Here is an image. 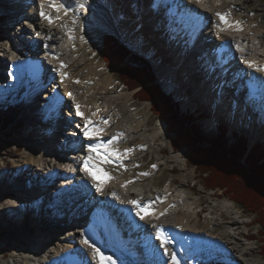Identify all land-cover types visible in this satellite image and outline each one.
Masks as SVG:
<instances>
[{
  "label": "bare ground",
  "instance_id": "bare-ground-1",
  "mask_svg": "<svg viewBox=\"0 0 264 264\" xmlns=\"http://www.w3.org/2000/svg\"><path fill=\"white\" fill-rule=\"evenodd\" d=\"M14 1L19 2L21 0H10L11 3ZM98 1L99 5L95 11L89 9L90 7L87 5L86 0H30L29 7H31V10L26 8V5L21 9L18 5L19 3L16 4L17 6L14 5L12 9V11L21 10V12L31 15L30 21L23 22V31L20 30L15 33V38L22 37L24 42L23 45L16 46L22 51L24 46L30 45V42L32 41L34 46L41 51L39 58L41 57L43 59L47 67L46 70L50 73L48 82L52 85V94L48 93V88L44 85V70L42 69V66L36 65L39 62L32 59V56L34 55L33 53L29 54V58H26V61L28 62H20L17 58H11V56L8 57L7 55H3V53L0 54V57L4 60H6L4 57L11 59V68L13 70L12 81H5V79L4 83L0 84V90L3 92L0 100L5 102L8 99H12L14 94L11 92L17 91V88L21 84H24L26 79H32L35 88H27V96H22V98L30 99V101H32V97L35 93L37 97L35 101H38L42 96V98L45 99V114H43L44 117L42 120H49L52 118L53 122L54 120L57 122L56 127H58L62 121L61 117L58 115V108L62 105V102L58 98V91L62 89L66 95L71 98L69 104L70 109L67 110L75 125L73 128L75 129V133L72 134L78 137L75 141L72 138L70 141L67 139L68 137H63V144H58L56 141L53 142L55 137L58 136L56 132L57 128H55V132L49 130V135L46 138L50 142V152L57 154V149L59 148L61 150H71L77 147L78 150L77 148L75 150L80 152V155L75 157L74 155L67 153V164H62V162H60L61 168L57 167L54 160H47V165L45 164L47 175L45 178L40 176V173L44 174L43 169H45V166L44 168L40 165L35 166L33 163L34 157L32 155L29 159L16 167L17 171L12 174V181L9 182L7 180V183H5L7 185L12 183L17 189L23 184L21 179L22 175H25V172H27L29 175L28 190L31 192V195L34 196V185H36L39 180L43 181L41 187L39 186L36 191L40 197H44L45 200L40 201V198L36 200L32 198L29 200L31 203L25 201L23 205H31L29 208L25 207V209H29H26L27 214L30 213L31 215L33 213L35 216L42 217L43 223L40 220L38 225L43 226V228L47 227L49 222L61 223L63 220H59V218L64 214L62 210V202H66L69 206L72 205L74 215L78 217L79 212L75 210V202L71 198L76 199L78 193L83 189L82 187L76 186V183H72L74 181L71 180L72 182H69L68 177H64V173H74V168L75 172L81 176L80 179L85 183L86 188H88L89 184L88 176L91 175L92 178L99 182L98 186L102 189L98 192V186L96 185L97 194H95V196L93 195L94 200H92V198L89 199L88 204L90 207L96 209V214L92 216L89 228H76L78 234L75 231H72L75 233L71 232V234L76 236V244L70 246L64 245L62 241L58 240L57 252L59 257L54 258L45 253L46 260L43 262L39 261V264H88V260L90 261V259L96 260V262L92 261L94 264H99L98 259L93 255L92 249L83 242L84 239L88 238L89 243L93 244L94 247L99 248L102 254L107 257V255L110 254H107L105 251L106 248L103 243L112 236L116 238L123 237L121 234L128 235L129 240L122 245L124 251L130 253L131 258H128L125 253L118 254L114 256V258H111L113 264H172L173 255L175 256L177 264H190L189 260L192 255L206 256L209 249L218 251L220 257L234 260L237 264H247L242 258L243 252L247 250L248 255L251 253L250 250H252L254 255L256 252L255 250L253 251L252 248H249L251 246L250 242L245 243V241H241L240 238L251 241L252 236L250 234L243 236V229L246 227L247 222L240 218L242 212L236 209L231 201H219L216 205L210 206V213L205 216L208 220L206 228H200L199 223L193 225V221L195 215L197 218H200L201 213L203 214L204 212L205 214L207 210L205 211L202 209L199 211V201L197 200V202H195L196 199L190 194L184 193V195L174 196L171 190V185L166 189L156 191L150 190L139 194L132 193L130 195L128 192V195L131 198L138 199L135 201L138 202L141 208L146 209V211L141 212V215L145 217L143 220L140 219V216L137 215L136 212H133V206L127 203L129 201L122 204L123 208L119 206L118 210H121V212L118 219L115 217L118 211H114L110 205L108 206L106 203H101L96 207L94 201L99 199L98 197L102 198V200L104 199V201L106 200L107 203H111L113 206L114 201H116L113 196L114 191L123 194V192L119 191L121 186L122 189L125 190L124 192H127L131 186H133L134 180L129 178L127 181H121L118 190L115 189V187H112V182H110L112 177L106 175L108 173V167L101 165L100 162H104L108 159L112 161H120L123 159L122 155L133 148L143 150L149 149V138L142 139V132L144 129H147L148 122L140 121L139 118V112L146 110L147 108L142 107V110L139 112L137 110L132 115H129L128 111L129 108L132 109L130 105L128 106V110H125V107L117 110L115 103L119 100L129 103L132 99V95L118 97L108 95L112 92L111 89H113L112 84L114 76L109 74L105 75L106 73L104 74L103 68H106L101 64L92 70L86 62L90 57V53L82 55V51H89L91 47H96V43L100 39L97 32L99 31V28L102 27L109 32L118 34L121 40L128 44L131 49L149 56L150 53L148 52H159L156 49L154 50V44L150 43L151 41L156 42L158 38L152 36L148 38L149 40L144 38V35L140 33V27L144 26L143 31H146V33L152 32L153 34L158 28L156 24L162 22L161 26L164 25V31H161L160 34L164 41L165 39L163 37H166L169 49L171 47L168 56H173L170 57L169 61H174L173 58L178 56L179 51L174 48L175 44L181 43L182 46L185 47L181 52V56L177 59V66H179L180 69L179 72L180 74H183V84L179 85L176 92L172 93H185L184 96H186V93L187 95L190 93L195 97L198 92H201L202 90L207 91L208 94H206V96H210V102L214 101V106L210 111L211 113L217 115V112L221 111V118L224 117L226 121H230L234 128H242L243 130L255 133V135H264V71L256 70L257 67L264 69V43H261V39L258 40L257 36L255 37L252 35L254 32H257L253 29V26L254 28L260 27L264 29V6L262 5L261 0H237L236 3L231 2L230 5L224 3L223 0H215L217 4L223 3L222 6H220L223 9L220 8V11L215 10V13H230V15L227 16V20L232 27L221 25V27L226 28V31L224 32H221L220 28L217 27V25L220 24L219 18L216 17L217 19L214 20L211 12L206 8L207 0H202L199 4H197L195 0H163L160 10L159 5L155 6L157 11L155 14L143 11L142 9L139 11H133V8L131 9L132 4L130 5L128 0ZM133 1L137 3L138 0ZM60 5H62V7H59ZM81 5H83V7H81ZM130 9L132 10L131 12ZM166 9L168 10V14L165 18L167 19L166 23H168L167 28L165 25L166 23L160 18L162 10L164 11ZM233 9H239L242 13L252 16L253 22L245 26L244 23L247 21L246 16L244 17L240 14L238 15L234 13L232 11ZM41 11L51 17L52 23H49L47 19L40 15ZM189 16L192 18L190 19ZM0 19H2L1 16ZM9 19L11 22L14 20V18L11 17H9ZM87 19L89 20L88 22ZM19 20L20 19L18 18L17 21ZM92 20L99 27L94 26ZM237 22H240L239 28L241 30H237L236 27H234ZM78 23L88 27L91 31L83 33L84 29L80 28L81 30L79 32V29H77ZM25 25H27L28 29L26 32L29 34L27 39L25 33H22L24 32V29H26ZM5 26V29H12L10 27L11 24ZM32 26L36 27L33 29L34 35H32ZM206 26H208L207 30L211 34L207 48L212 51L215 50L216 57L222 55L223 60L227 62L226 65L222 66L221 70L215 72L213 80L212 78L209 79V81H212L210 85L208 84L209 90H207L208 87L205 88L204 81L210 74H212L213 62L218 61V59H214L210 54L206 56L203 51L199 50L200 43L205 40L204 37L202 38L203 34L199 36L200 30ZM215 26L216 29H218L217 31L214 29ZM172 43L174 46L171 45ZM159 48L161 49L160 46ZM260 48L261 50H259ZM9 51L12 52L13 50ZM187 52L188 55L185 57ZM80 54L82 56L80 59H77L76 57ZM92 58L93 61L97 60L96 55H93ZM183 58L184 61L182 60ZM248 63L253 64L254 67H248ZM3 64L4 62L0 60V66ZM167 66L169 68L168 71L164 70V65L160 66L162 74L160 77L166 80L164 81V86L168 92L170 90V85H168L167 80L173 79L171 71L176 69H173L172 67L174 66L171 64H167ZM162 70H164V72H162ZM224 70H229L233 77L230 78L229 76H224V79L220 80L218 72H223ZM2 71L5 72L6 70ZM82 72H88L89 76L95 75L97 81H102L99 84L100 86L96 83H94L93 86L82 84L81 86H78L77 90V87L73 86L72 81L79 82L82 79V77H80V73ZM173 80L171 81V89ZM87 81L89 80H83L84 83H87ZM233 81L237 82L235 87L237 89L234 90L236 91V95L240 96L239 98L232 96V94L230 96L226 94L232 91L231 84ZM6 83L9 84L6 85ZM95 85L96 87H94ZM241 85L245 87L241 88ZM6 87L8 90H5ZM162 88L164 90L163 85ZM39 89L43 90V95H39ZM240 89L244 90L246 95L244 99H242L244 93L239 91ZM76 90L85 93L79 97L78 95L74 96L75 93L73 92ZM182 91L184 93H182ZM69 93H71V95H69ZM90 93H95L97 96L104 95L107 98L110 97V99L107 105H101L100 100L102 98L96 97V99L93 98V100L87 98V94ZM187 101H189L188 98ZM77 105H79V110L82 115L76 114ZM216 115L212 118L213 120L209 121L210 124H214L215 122L218 123ZM122 116H124V118L126 117L125 120L122 119L120 123H117ZM116 119L118 120L116 121ZM86 124L88 125L90 135L93 136V139L91 140L84 136V128ZM41 125L42 123L39 126L41 127ZM49 129H53L52 125H49ZM96 129H100V131L96 132ZM152 130L154 131V135H152L150 139L154 143L156 139L159 138L157 133L159 131V126ZM128 136L134 137L132 139H127ZM75 143H77V146H75ZM92 145H101L102 147L90 153L88 148ZM124 145L127 146V149H123ZM106 153H110V157H106ZM158 153L163 155L165 150H159ZM86 162L88 164L87 171H85ZM114 169L121 171L123 168L119 166ZM49 174L51 176H48ZM5 177H8L7 174L4 175V178ZM59 178L62 185H66L67 189H62V186H60L61 190L56 188L54 181ZM106 184L110 186L107 193L105 192ZM90 187L91 186H89V188ZM190 188L191 187H187L188 192L192 191ZM48 189L50 191H48ZM20 191H17V193ZM13 192H15L16 195V191L13 190ZM65 194H70V197L65 196V200H63L62 198ZM173 196L175 199L171 200V197ZM33 201H35V203H32ZM23 205L18 209H15L14 206H11L10 208H14L15 212H17L20 217V214H22L20 211L24 208ZM161 206L162 208L157 212L158 208ZM130 207L131 210H129ZM104 208L106 209L105 211ZM138 209L140 211V208ZM8 210L9 209H7V212H10V214L14 212ZM26 210L24 211L26 212ZM102 212L111 214L108 224H105L107 216H104ZM60 213L62 214L60 215ZM57 214L60 217H57ZM97 216L101 217V221H96ZM112 217L115 218L112 219ZM35 221H39L38 217H32L28 221H25V223L27 222V227L24 224L23 229L28 228L29 224L34 223ZM22 224V221L21 223H18L20 226H22ZM104 227H107L108 235L107 233H104ZM218 229L223 230L216 233ZM7 230L10 231L9 234H18L19 231L18 228L15 231L14 229L12 230L9 228ZM158 230L162 231L163 235L170 241V243L166 245L167 252H165V247H161L160 240L157 239ZM24 232L29 236L30 241L36 236L34 235V232L30 233V230H25ZM19 245L20 244H15V246ZM35 251L37 252V249ZM113 251H117V249L115 248ZM241 252L242 254L240 255ZM105 264H108L107 260L105 261Z\"/></svg>",
  "mask_w": 264,
  "mask_h": 264
},
{
  "label": "rangeland",
  "instance_id": "rangeland-1",
  "mask_svg": "<svg viewBox=\"0 0 264 264\" xmlns=\"http://www.w3.org/2000/svg\"><path fill=\"white\" fill-rule=\"evenodd\" d=\"M236 1L237 0H223V2L227 3L228 5H230L231 2L236 3ZM29 2H30V0H21L19 3L21 6V9H22V7H24V5H26V8H28L29 4H30ZM128 2H130V5L132 4L131 9L133 8L132 9L133 11H137V10L139 11L140 9H142L143 11H147L151 14H155L157 12L155 6L159 5V10H160L161 5H162L161 3L159 4L157 2V0H138L137 3H135L133 0H129ZM235 3H232V4H235ZM261 3L264 6V0H261ZM7 4H8V7L0 9V16L5 14V13L10 14V13L15 12V11H17L18 13H21V10L20 11L19 10L12 11L14 4L12 5V3H10L9 1L7 2ZM222 4L223 3L217 4L215 2V0H207L206 8L211 12L212 18L214 20L217 19L216 18L217 15L215 13V10L220 11V8H221L220 6H222ZM131 9H130V12L132 11ZM221 9H223V8H221ZM227 9H229V8H227ZM230 9H232V8H230ZM232 11L238 15L240 14L244 17L246 16L247 21L244 23L245 26L249 25V23L251 24L253 22L252 16H249L246 13H242L241 10L233 9ZM167 12H168L167 9L164 11L162 10V13L160 14L161 20L164 21L165 23L167 20V19H165L166 15L168 14ZM12 15H14V14H12ZM200 16H203V15H200ZM189 18L191 19L192 17L189 16ZM30 19H31L30 17H27V19H25V20L30 21ZM88 21L89 20L87 19V22ZM92 23L94 26L99 27L97 24H95L93 22V20H92ZM161 23L162 22H158L156 24V26L158 28H157V30L154 31L153 34H152V32L146 33V31H143L144 26L140 27L141 28L140 33L142 35H144V38H146V39L150 38V36H152L154 38L155 37L158 38V40H156V42L155 41L150 42V43L154 44V46H155L154 50L156 49L159 51L156 53L148 52V53H150L149 56L152 57L150 60L153 62L154 66H155L156 76L158 77L159 82L163 85L165 92L168 93V95L173 97L175 100L177 99V101L181 104V107H182L181 113L182 114H187V113L192 114L196 118L208 116L209 117L208 121L205 120L202 123L204 125L203 130L207 134H210L212 132H216L218 130V126H221L223 123V124L228 125L231 128V132L236 131V133H238L240 135L247 136L251 140V143L252 142H259V141L264 142V135H255V133H252L251 131H246V130H243L242 128H234L230 121H226V119H224V117L221 118V111H219V112L216 111L217 115L214 113H211L210 111L212 110L211 108L214 106V101L210 102V100H209L210 96H206V94H208L207 91L202 90L201 92H198L195 95V97L193 95H191L190 93L188 95L186 93L187 97L184 96V94H185L184 90H183L184 92L182 91V93H184V94H181V92L179 94L178 93L177 94L172 93V92H176V90H177L176 88L173 87V85L176 84V86L179 88V85L183 84V74H180V72L177 70V68H178V66H177L178 60L177 59L179 56H181V52L184 50L185 47H183L181 43L175 44V46L172 43L171 45H173L174 48H176L179 51V53H178V56H176V58H173L174 61H172V62L169 61L170 57H173V56L172 55L168 56L171 47L169 49V46L166 42L167 41L166 37H163L165 39V41L161 37L160 33H161V31H164V25H162L163 26V28H162ZM9 24H12L11 26H13V25H18V26L22 25L23 26V22H20V24L19 23L18 24L12 23L11 21L0 22V26H2V27H0V50H2L0 52H5L4 46H5L6 42H8L7 44L9 45V41L12 42V44H13V40H14V42L16 41V43H17V41L21 42V43H18V46L24 44V42L21 41V40H23L22 37L21 38L11 37L10 33L12 30H8L7 32H5L6 29L4 27H6L5 25H9ZM165 25L167 28L168 23H166ZM82 26L83 25L78 23L77 29H79V32L82 28L84 29L83 33H88L91 31L90 29H88V27H86V26L82 27ZM25 27H26V29H24V31H27L28 30L27 25H25ZM214 29H215V31L218 30V29H216V26L214 27ZM253 29H255L257 32L256 33L254 32L252 35L255 37L257 36V39L258 40L261 39L260 42L264 43V29H262L260 27L254 28V26H253ZM202 31H203V35L200 32L199 36L202 35V38L204 37L205 40L201 42L202 47H199V50L204 51V52H210V50L207 49V46H206V44H207L206 39L210 38L211 34L206 29L205 30L203 29ZM206 31H208V32H206ZM23 33H28V32H23ZM97 34L100 36V39L97 41L96 47H91L90 48L91 50L89 49V51L83 50L82 55H84L85 53H88V54L90 53L89 54L90 57H89V59L86 60V62H87V65L89 64L88 66L92 70L95 69V67L99 66V64H101V65H104L106 68V69L103 68L104 74L106 73L105 75L109 74V75L114 76L113 77L114 80H113V84H112L113 89H111L112 92H110L108 95L116 96V97L132 95V99L129 101V103H125L123 100L117 101L115 103L116 104L115 106H117L116 107L117 110H120L124 107H125L124 108L125 110L126 109L128 110V108H129L128 106L130 105L133 110L129 108L128 111H129V115H132L137 110H138V112L140 110H142V107L147 108L146 110L139 112V115H140L139 118H140V121L148 122L147 129H144L142 132V134H143L142 139L143 138H147V139L149 138L148 140H149L150 144L148 146L149 149H147V150L137 149V148H133V149L129 150L127 153H124L122 155L123 159H121L120 161H112V160L108 159V160H105L104 162H100L101 165H105L106 167H108L107 168L108 173L106 175L112 177L110 182H112L111 186L115 187V189L118 190V186L120 185L121 181H123V180L127 181V180H129V178H132L134 180V184H133V186H131V188L127 192H124L125 190L122 189V186H121L119 188V191L123 192V194H119L118 191H114L113 194H115L114 198L116 201H114L113 206L111 203H107L106 200L104 201V199L102 200V198H100V197H98L99 199L94 201V204L96 205V207L98 204L100 205L101 203H106V205H108V206L110 205L114 211H118V213L115 216L118 219L120 216V212H121V210H118V208H119V206L122 207V204L127 202V201H129V202H127L128 204H131L133 206V212L134 213L135 212L137 213L139 211L138 207L131 203V201L138 200V199L137 198H131L128 195V192L131 195L132 193L133 194L134 193L139 194V193H145L146 191H150V190H152V191H156V190H160V189L162 190V189H166V188L170 187V184H172L171 190H172L174 196L184 195V193L190 194L191 196H194V199H196L195 202H197V200L199 201L198 202V204L200 205L199 211L202 209H204L205 211L207 210V212H205V214H204V212H203V214L201 213L200 218H197L195 215L194 221H193V225H196V223H199L200 228H206L208 220L205 216L208 213H210V211H209L210 206L216 205L219 201H231L230 198L227 196L226 193L222 192L220 189H208L205 186L206 185L205 180L204 181L202 180V177L196 171V167H194L191 164V162L188 161V155L186 153V149H181V150H178L175 152V150L173 148V142H174V137H175V134L172 133L173 129H169L167 124H164L162 121L157 119L158 117L154 113V110L152 108L151 103L138 101V99H136L134 97V94L136 91L130 92V91H128L127 88L124 87V85L120 82L118 70H110L109 68H107L105 62L103 61V56H102L103 55V49H104L103 43H104L105 36L114 35L122 44H125L128 47H129V45L124 43L118 34H116L114 32H109L102 27L99 28V31L97 32ZM25 36L27 39V36H29V35L25 34ZM178 42H180V41H178ZM159 46L161 47V49L159 48ZM13 47H14V53L13 54L7 52L11 56V58L15 57L18 59L19 58L23 59L25 57H29V54H32V53L34 54L32 56V59L39 62L38 64H36V63H34V64L42 66V69L44 70V73H45V79L43 81L44 85L47 86L48 93L52 94L53 88H52L51 83L48 82V78H49L50 73H48L49 71L46 70L47 67H46V64L43 61V59L41 57L38 58V56H37V55H40L41 51L39 49H37V47H36V49L32 48V44L28 45V46L25 45L24 49L22 50L23 52L20 51L17 48V46L15 47L13 45ZM167 47H168V49H167ZM259 50H261V48ZM131 51L134 54L145 56V57L147 56V58H149V56L147 54H144L142 52H138V51H135L133 49H131ZM27 53H28V55H27ZM210 54L215 55V51L210 52ZM82 55L80 54L76 58L80 59V57ZM93 55L97 56V60L93 61V58H92ZM157 59H159V62H158L159 64H157V62H156ZM0 60L2 62H4V64L2 66H0V84H3L5 79H6L5 81H7V80L12 81L13 71L10 67L11 63L9 60H4L1 57H0ZM168 61H169V63H168ZM216 62L217 63L214 66V71H219L220 68L222 67V65H220L222 63V61L220 60V61H216ZM31 64H33V63H31ZM167 64H169V65L171 64L172 66H174V67H172V66L171 67L173 69H176V72L174 73V77H173L174 80L172 79L173 80L172 89H171V81L172 80H167L168 85H170V90L168 92L166 91V88L164 86V83H165L164 81H166V80L162 79L160 77L162 75L161 70H160V66L164 65L165 71H168L169 68H168ZM3 68H4V70H6L5 72L2 71ZM162 72H164V70H162ZM218 75L221 77L222 76L223 77L224 76L225 77L230 76L231 78L233 77L229 70H224V72H220V73L218 72ZM80 77H82V79L79 82L72 81L73 86L77 87V90H78V86H81L82 84H86L88 86H93L94 83L99 85L102 82L100 80L97 81L95 75L89 76L88 72L80 73ZM211 78L212 77L206 78V81H204L205 82L204 83L205 88L208 87L207 90H209V85L212 82V81H209V79H211ZM84 79H88L89 81H87V83H84L83 82ZM212 80H213V78H212ZM32 81H33L32 79L31 80L26 79V82H24V84H21L17 88V91H15L16 93L14 91L11 92L12 94H14V97L12 99H8L7 101L4 102V104H0V112L10 105L20 106V111H19V114L17 117V122H18L17 127H15L16 126V123H15L13 126L10 127V129H8L6 132L3 133L2 137H0V264H39V261L43 262L46 260V257H45L46 254L48 256L50 255L54 258L59 257V254L57 252L58 241L53 239V236L52 237L49 236L50 234L48 232L47 227L43 228V226L38 225L40 223V220L43 223V218L41 217L42 218L41 219L40 216H35V215H33V213L31 215H30V213L27 214L26 209L31 207V205L30 204L23 205L25 203V201L31 203V201H29V200H31L32 198L34 200L40 198V201L45 200L44 197H40V195L36 191L39 186L41 187V183L43 181L39 180L38 183L36 184L37 186L34 185L35 186L34 187L35 188L34 196H32L31 192L28 190L29 175L27 174V172H25L26 173L25 175H22L21 179L23 181V184H21L22 186H20L19 188L16 189L15 185L12 183H10L9 185L5 184V183H7V180L9 182L12 181V179H11L12 174L15 171H17L16 167H18L19 164L21 165L23 162H25L27 159H29L33 155V157H34L33 163L35 164V166L40 165L41 167L43 166L42 168H44V166H45V169H43L44 174L40 173V176L42 178H45L47 175L46 174V172H47L46 171L47 160L48 161L54 160L55 163L57 164V167L61 168L60 162H62V164H67V160H66L67 159L66 158L67 153L74 155L75 157L77 155H80V152L77 151L78 150L77 147H76L77 150H75L76 148L71 149V150H67V149L61 150L59 148V149H57L58 153L56 152L58 155L50 152V150H49V143L50 142L47 140L46 137L49 135L48 134L49 130L55 132V124L52 121V118H50L49 120H42L44 117L43 114H45V112H44V101H45V99L42 98V96H41L40 100L35 101L37 99L35 93H34V96L32 97V101H30V99L22 98V96L26 95L27 88H29V87L32 89L35 88ZM8 84L9 83H6V85H8ZM94 87H96V85ZM234 89H237V88H235V87L232 88V91H230L229 93H226V94H228V96H230L232 94V96L239 98L240 96L236 95V93H235L236 91ZM5 90H8V88L6 87ZM39 90H40L39 95H43V90L42 89H39ZM77 90L73 92V93H75L74 96L78 95V97H79V96L84 95L85 92H83V91L78 92ZM239 91L244 93L243 89H240ZM203 93H205V94H203ZM2 94H3V92L0 90V97ZM87 96H88L87 98L89 100H93V98L96 99V97L102 98L100 100L101 105H103V104L107 105V103L110 99V97L107 98L104 95L97 96L95 93L87 94ZM205 96H206V98H205ZM245 96L246 95L244 93V96H242L243 97L242 99H244ZM58 98L62 102V105L58 108V115L60 117H62L63 119L70 118L67 108L70 109L69 104H70L71 98H69L62 89H60V91H58ZM187 98L189 101H187ZM208 103H209V105H208ZM215 115H216V118H218V120H217L218 123L215 122L214 124H210L209 121L213 120L212 118H214ZM219 116H220V118H219ZM125 118H124V116H122L119 118V120L116 119V121L118 120L117 123L118 122L120 123L122 121V119L125 120ZM41 123H42V125L40 127L39 125ZM49 125L50 126L52 125V128L54 130L49 129ZM158 126H159V131L157 133L159 135V138L156 139V141L153 143L150 139L151 136L154 135V131L152 129L155 127H158ZM63 130H64V128H62L60 125V127L57 131L58 136L55 137V140L53 142L56 141V143L61 144L63 141V139H62L63 137H68L67 139H69L71 141V138H73V137L65 134L63 132ZM229 136H230V139H232V137H233L232 133H230ZM133 137L134 136H128L127 139H132ZM123 149H127V146L124 145ZM162 149L165 150V153L163 155H160L158 153V151L162 150ZM126 154H127V156H126ZM135 159H136V162H135ZM119 166L121 168H123V169H121L122 172L114 169V168H117ZM5 174H7V176H8L7 178L5 177L6 180L4 178ZM64 175H65L64 177H68V178L73 177L72 174L69 175V174L64 173ZM76 176L79 178L76 180V186H79V182L81 181V179H80L81 176H79V174H76ZM88 178H89L88 183L90 185L88 184V188H86L84 186V189H83V187H82V189L84 190L83 191L84 195L83 196L81 195L80 197L78 196V197H76V199H74V202L76 203L75 210L79 212L78 217H76V221H77L76 224H77V227L79 229L89 228V224L92 221V216L94 214H96L95 213L96 209H94V207H90L88 202H89L90 197L92 198V200H94L93 195L95 196V194H97L96 193L97 192L96 191V185L98 186L99 182L96 181L94 178H92L91 175H89ZM54 182H55L54 184L56 185V188L61 190L60 186L62 185V182H60V178ZM89 186H91L90 187L91 189L89 188ZM136 186H138V187H136ZM187 187H191L190 189H192V191L188 192ZM62 188H63V186H62ZM18 189L21 190L19 193H17V191H19ZM109 189H110V186L107 185L105 187V192L107 193ZM13 190L16 191V195H15V192H13ZM48 191H50V190L48 189ZM174 196L171 197V200L175 199ZM9 197H11V198H9ZM47 201H49V200H47ZM231 202L234 204L236 209H238L242 212L240 214V218L242 220H245V222H247L246 227H244V229H243V231H244L243 236L248 235V234H250L252 236L251 241H249V240L247 241L246 239H243V238H240V239H241V241H245V243L250 242L251 246L249 248H252L253 251L255 250V252H256V254L254 255L252 250H250L251 253H250V255H248L247 250H245L243 252L242 258L244 259V261H246L247 264H264V259H263L262 254H261V247L264 245V243L262 242L264 239V236L261 235V232H260L261 228H260L259 224L256 223L257 216L246 214L237 204H235L233 201H231ZM32 203H35V201H33ZM21 205L24 206V208L20 211V212H22V214H20V217L22 219H18L19 216H18L17 212H15V209H18ZM11 206H14L15 209L10 208ZM46 206H47V204H46ZM7 207L9 209L8 211H14L15 213H13L10 216H8L7 213L3 214L2 210H4V208H7ZM25 207H28V208L25 209ZM161 208H162V206L158 208L157 212ZM24 210H26V212ZM91 210H92V212H91ZM105 210L106 209L104 208V211ZM129 210H131V207ZM39 211H40V209H39ZM97 214L100 215L99 213H97ZM102 214L104 216H107V218L105 219V224H108V222L110 221L111 214H107L106 212H102ZM32 217H38L39 221H35L36 223L35 222L30 223L28 228L23 229L24 224L27 227V224H26L27 222L25 223V221H28ZM115 217H112V219H114ZM21 221L23 222L22 226L18 225V223H21ZM96 221H101V217L97 216ZM131 222L133 223L132 220H131ZM44 223H45V221H44ZM79 224H81V225H79ZM63 226H65V227H63ZM60 227H62V228L59 229V232L57 233V237L62 239V242L64 245L70 246L71 244L69 243L68 239H69V234H71V232H72V231H70L71 225H62ZM8 228L12 229V230L14 229V231L18 228L19 229L18 234H15V233L9 234L10 231L7 230ZM104 228H105L104 229L105 233H107V235H108L107 227H104ZM31 229H32V231H31ZM25 230H30V233L34 232V235H36V236H34L32 238V240L30 241L29 236L26 235V232H24ZM222 230L218 229L216 233H219ZM123 232H126V231H123ZM121 235L123 237L116 238V237L112 236L111 238L106 240V242L103 243V245L105 244L104 245L106 248L105 251L107 252V254H110V255H107V257L114 258V256H116L118 254H124L125 253V255H127L128 258H131L130 253L128 251H124V248L122 245L123 243H126L129 240L128 235L127 234H121ZM15 244H20V245L15 246ZM115 248L117 249V251H113V249H115ZM36 249H37V252L35 251ZM78 249H80V248H78ZM108 252H111V253H108ZM241 254H242V252L240 253V255ZM92 261L96 262V260L90 259V261L88 260V264H91ZM189 261H190V264H213V263L214 264L215 263L237 264L234 260H228V259H225L223 257H220L218 251H214L212 249H209L206 256L205 255L204 256L192 255L190 257ZM93 262H92V264H94ZM134 264H139V263H134Z\"/></svg>",
  "mask_w": 264,
  "mask_h": 264
},
{
  "label": "trees",
  "instance_id": "trees-1",
  "mask_svg": "<svg viewBox=\"0 0 264 264\" xmlns=\"http://www.w3.org/2000/svg\"><path fill=\"white\" fill-rule=\"evenodd\" d=\"M103 44L107 68L118 70L124 87L136 91L134 97L138 101L151 103L157 119L173 129L175 152L186 149L188 161L208 189H220L246 214L256 215L264 236V144L251 145L247 136L236 132L230 140L225 124L207 134L196 117L182 114L179 103L164 92L152 61L134 54L114 35L105 36ZM18 112L19 107L0 112V137L18 123ZM261 254L264 259V245Z\"/></svg>",
  "mask_w": 264,
  "mask_h": 264
},
{
  "label": "snow or ice",
  "instance_id": "snow-or-ice-1",
  "mask_svg": "<svg viewBox=\"0 0 264 264\" xmlns=\"http://www.w3.org/2000/svg\"><path fill=\"white\" fill-rule=\"evenodd\" d=\"M195 2H196L197 4H199V3L202 2V0H195ZM59 7H62V5H60ZM81 7H83V5H81ZM40 15H41L43 18L47 19L49 23H52V19H51V17H49L46 13H44L43 11H41V12H40ZM216 15H217V17L219 18V21H220V24H218L217 27L220 28V31H221V32L226 31V28H225V27H221V25H228V26L232 27V25H229V22H228V20H227V16L230 15V13H220V12H217ZM239 23H240V22H237V24L234 26V27H236L237 30H241V29L239 28ZM248 67L251 68V67H254V65L251 64V63H248ZM256 70H257V71H264V69H261V68H259V67H257ZM69 95H71V93H69ZM76 114H77V115H82V114L80 113V110H79V105L76 106ZM95 131H96V132H99L100 129H96ZM84 136H85L86 138L90 139V140L93 139V136L90 135V132H89V130H88V125H87V124L85 125V128H84ZM110 143H111V142H110ZM100 147H102V146H101V145H92V146H89L88 151L91 153V152H93L94 150H98ZM105 155H106V157H110L111 154H110V153H106ZM87 168H88V164H87V162H86V163H85V171H87ZM101 190H102L101 187L98 186V187H97V191L99 192V191H101ZM113 196H115V194H113ZM131 203H132L133 205L137 206L138 208H140V211L137 212V215H139V216H140V219L143 220L145 217H144L143 215H141V212L146 211V209L141 208L140 205L138 204V202L135 201V200L131 201ZM157 239L160 240L161 247H165V252H167L166 245H167L168 243H170V241H169V240L163 235V232L160 231V230H158V232H157ZM83 242H84L89 248L92 249L93 255L98 259L99 264H105V261H106V260H107L108 264H113V262H112V260H111V257H105V256L102 254V252H101V250H100L99 248L94 247L93 244L89 243V239H88V238H85ZM172 264H177L174 255H173V257H172Z\"/></svg>",
  "mask_w": 264,
  "mask_h": 264
}]
</instances>
